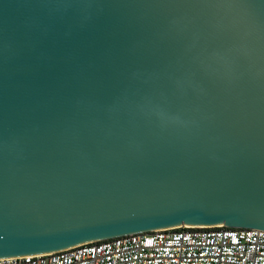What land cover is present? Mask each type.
<instances>
[{"label":"water","instance_id":"water-1","mask_svg":"<svg viewBox=\"0 0 264 264\" xmlns=\"http://www.w3.org/2000/svg\"><path fill=\"white\" fill-rule=\"evenodd\" d=\"M187 227L264 231V0H0V260Z\"/></svg>","mask_w":264,"mask_h":264},{"label":"built area","instance_id":"built-area-1","mask_svg":"<svg viewBox=\"0 0 264 264\" xmlns=\"http://www.w3.org/2000/svg\"><path fill=\"white\" fill-rule=\"evenodd\" d=\"M0 264H264V231L187 227L126 235Z\"/></svg>","mask_w":264,"mask_h":264}]
</instances>
